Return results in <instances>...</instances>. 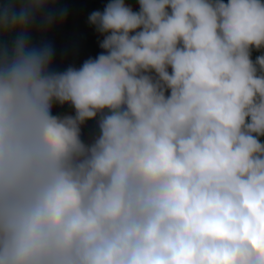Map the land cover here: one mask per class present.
Returning a JSON list of instances; mask_svg holds the SVG:
<instances>
[{
  "label": "clouds",
  "instance_id": "1",
  "mask_svg": "<svg viewBox=\"0 0 264 264\" xmlns=\"http://www.w3.org/2000/svg\"><path fill=\"white\" fill-rule=\"evenodd\" d=\"M137 3L57 70L63 0H0V264H264V0Z\"/></svg>",
  "mask_w": 264,
  "mask_h": 264
},
{
  "label": "trees",
  "instance_id": "2",
  "mask_svg": "<svg viewBox=\"0 0 264 264\" xmlns=\"http://www.w3.org/2000/svg\"><path fill=\"white\" fill-rule=\"evenodd\" d=\"M108 0H63L67 12L63 21L57 20L49 33L46 42L50 43L55 56L53 67L57 70H63L70 64L79 66L88 57H95L101 51L97 44V35L87 24L88 15L95 10H103V5ZM138 8L137 0H126ZM259 55L253 52V59ZM53 113L72 114L73 109L68 105L63 108L54 106ZM97 134L96 122L88 121L82 129V139L89 141Z\"/></svg>",
  "mask_w": 264,
  "mask_h": 264
}]
</instances>
